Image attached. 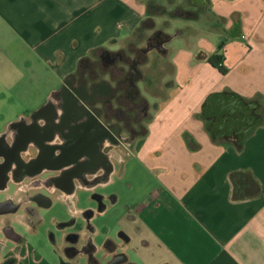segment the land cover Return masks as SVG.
Instances as JSON below:
<instances>
[{
	"label": "crops",
	"instance_id": "0c3cea01",
	"mask_svg": "<svg viewBox=\"0 0 264 264\" xmlns=\"http://www.w3.org/2000/svg\"><path fill=\"white\" fill-rule=\"evenodd\" d=\"M172 2L166 9L168 0H0V89L9 69L24 66L63 84L139 31H161L167 11L182 12L172 21L203 11L205 20L194 18L189 33L169 41L164 74L143 92L151 118L130 156H140L149 184L125 207L117 208V196L94 216L117 210V230L97 243L101 263L264 264V0ZM214 54L226 74L209 62ZM235 172L247 173L239 199ZM62 222L59 261L24 237L9 248L11 238L0 236V264H81L72 261L74 228ZM108 240L115 245L106 249Z\"/></svg>",
	"mask_w": 264,
	"mask_h": 264
},
{
	"label": "flooded vegetation",
	"instance_id": "af4514ba",
	"mask_svg": "<svg viewBox=\"0 0 264 264\" xmlns=\"http://www.w3.org/2000/svg\"><path fill=\"white\" fill-rule=\"evenodd\" d=\"M170 40L171 35L163 30L152 36L139 31L128 47L68 76L44 104L0 132V220L5 222L0 236L10 237L8 242H21L23 236L14 224L25 226L34 235L43 221L42 211L57 200L66 204L70 213V219L60 225L74 228L69 236L72 260L102 264L104 255L96 242L92 219L115 196L96 190L111 181L112 165L123 161L125 152L131 154L134 142L147 130L151 114L143 92L153 88L164 74L161 68L167 62ZM68 93L106 130L108 143L85 146L87 119L70 116ZM79 190L92 192L95 205L79 209ZM113 245L108 240L104 248Z\"/></svg>",
	"mask_w": 264,
	"mask_h": 264
},
{
	"label": "rangeland",
	"instance_id": "374dc122",
	"mask_svg": "<svg viewBox=\"0 0 264 264\" xmlns=\"http://www.w3.org/2000/svg\"><path fill=\"white\" fill-rule=\"evenodd\" d=\"M172 1L173 0H168L166 9L171 6L173 7V5L175 6V3L173 4ZM181 15L182 12L180 11H167L166 17L168 20L162 23L164 26L160 29L170 30V35L176 34L177 36L182 35L183 32L189 33L191 26H196V22L193 19L197 17L183 14L182 17L184 21H181L180 18L173 21L171 20V18L173 19V17ZM204 17L206 18L205 13L203 11H198L197 19L205 20ZM182 23L187 24L185 30H176ZM159 26L160 24L157 23L156 27L159 28ZM56 79L57 78L50 73L45 72L41 74L40 71L33 72L30 68H25V66L19 69H9L6 76L5 87L0 89V132L3 131L10 122L16 120L19 115H30L34 109L45 103L53 90L60 89L62 84L57 82ZM121 151L125 152V149L122 148ZM141 163L142 160L140 156H130L129 152H125L123 161H115V172L112 175V180L107 185L98 188L96 192L105 194L106 196H118L120 201L117 208L120 209L125 207L129 196L136 194L134 193L135 191L143 190L145 185L149 184V178L144 174ZM91 195L92 192L79 190L76 195L77 207L79 209H87L94 206L95 202L91 199ZM0 198H2V195H0ZM116 213V209H111L106 214H101L94 218V224L100 230V234L97 235L96 239L98 244L104 242L102 237L109 227L113 229V231L117 230ZM42 218L43 221L39 224L38 231L34 235L28 233L25 226L19 224H14L13 226L16 231L24 237L27 244L31 245L41 257H45L46 259L51 258L52 260L56 258L59 261L60 255L56 253V250L57 245L60 244L61 240L64 238V231L57 227V222H65L70 219L68 207L66 204L56 200L51 208L42 211ZM51 233L54 234L57 243L53 241ZM7 245L11 248L13 244L9 241ZM72 261L81 264L85 262L84 260Z\"/></svg>",
	"mask_w": 264,
	"mask_h": 264
},
{
	"label": "water",
	"instance_id": "95a60500",
	"mask_svg": "<svg viewBox=\"0 0 264 264\" xmlns=\"http://www.w3.org/2000/svg\"><path fill=\"white\" fill-rule=\"evenodd\" d=\"M176 36H177L176 34L171 35V39L175 38ZM51 94L49 96H51ZM66 99L68 100V102L70 104V108H71L70 116L71 117L76 116V117H84L87 119V124H88L87 127H88L89 136H87L88 139L84 143L85 146L92 145V143H93V145H95V144L97 145L98 142L102 143V145H105L106 143H108L109 142V136H108V133L106 132V130L103 127H101L100 125H98L96 123V120L88 112L80 109V104H79L77 98L74 95H72L71 93H68L66 95ZM73 110H76L77 113L74 112ZM114 166L115 165H112V170L110 172V178L114 172Z\"/></svg>",
	"mask_w": 264,
	"mask_h": 264
},
{
	"label": "trees",
	"instance_id": "16d2710c",
	"mask_svg": "<svg viewBox=\"0 0 264 264\" xmlns=\"http://www.w3.org/2000/svg\"><path fill=\"white\" fill-rule=\"evenodd\" d=\"M220 49H222V46H220ZM208 60L213 66L218 67L222 74L227 73V69L222 63V56L220 54H214ZM246 174L247 173H244V172H235L232 174V181L234 183V197L236 199L245 197V194H244L245 192L243 191V189L246 186H245V182L243 181V179Z\"/></svg>",
	"mask_w": 264,
	"mask_h": 264
}]
</instances>
